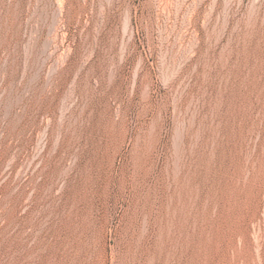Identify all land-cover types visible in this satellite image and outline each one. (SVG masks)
I'll return each mask as SVG.
<instances>
[{
    "label": "rangeland",
    "instance_id": "obj_1",
    "mask_svg": "<svg viewBox=\"0 0 264 264\" xmlns=\"http://www.w3.org/2000/svg\"><path fill=\"white\" fill-rule=\"evenodd\" d=\"M0 264H264V0H0Z\"/></svg>",
    "mask_w": 264,
    "mask_h": 264
},
{
    "label": "bare ground",
    "instance_id": "obj_2",
    "mask_svg": "<svg viewBox=\"0 0 264 264\" xmlns=\"http://www.w3.org/2000/svg\"><path fill=\"white\" fill-rule=\"evenodd\" d=\"M64 1V0H63Z\"/></svg>",
    "mask_w": 264,
    "mask_h": 264
}]
</instances>
